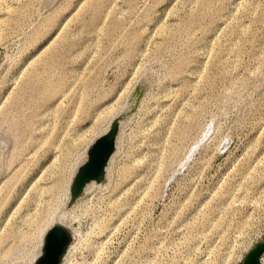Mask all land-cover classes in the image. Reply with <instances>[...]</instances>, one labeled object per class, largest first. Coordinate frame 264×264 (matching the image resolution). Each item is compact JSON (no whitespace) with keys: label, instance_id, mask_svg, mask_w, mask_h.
I'll return each instance as SVG.
<instances>
[{"label":"rangeland","instance_id":"obj_1","mask_svg":"<svg viewBox=\"0 0 264 264\" xmlns=\"http://www.w3.org/2000/svg\"><path fill=\"white\" fill-rule=\"evenodd\" d=\"M0 143V264L33 262L63 208L64 264H264V0H0Z\"/></svg>","mask_w":264,"mask_h":264},{"label":"water","instance_id":"obj_2","mask_svg":"<svg viewBox=\"0 0 264 264\" xmlns=\"http://www.w3.org/2000/svg\"><path fill=\"white\" fill-rule=\"evenodd\" d=\"M144 88V83L138 85L136 92L130 98L128 107L114 118L108 131L90 145L86 160L78 167L73 178L69 206L84 193L89 184L105 180L109 161L116 151L121 122L135 106L139 93ZM73 238V229L62 223H55L45 234L42 252L32 264H60ZM259 257L260 249L255 248L247 256L245 264H259Z\"/></svg>","mask_w":264,"mask_h":264},{"label":"bare ground","instance_id":"obj_3","mask_svg":"<svg viewBox=\"0 0 264 264\" xmlns=\"http://www.w3.org/2000/svg\"><path fill=\"white\" fill-rule=\"evenodd\" d=\"M128 107V106H127ZM126 107V108H127ZM122 113V112H121ZM118 116V115H117ZM114 120V119H113ZM123 123V121L121 122V124ZM111 125V124H110ZM110 128V127H109ZM108 131V130H107ZM106 131V132H107ZM105 132V133H106ZM103 135V134H102ZM210 138V137H209ZM4 140H6V138H4ZM211 140V139H210ZM209 140V141H210ZM8 141V140H7ZM95 141V140H94ZM93 141V142H94ZM208 141V142H209ZM0 147L2 148V147H5L4 145H3V143H0ZM90 147V146H89ZM89 149V148H88ZM116 152V151H115ZM115 152H114V154H115ZM87 153H88V150H87ZM114 154L112 155V157L114 156ZM88 155V154H87ZM111 157V158H112ZM87 158V157H86ZM86 160V159H85ZM84 160V161H85ZM111 160V159H110ZM83 161V162H84ZM82 162V163H83ZM110 162V161H109ZM81 165V164H80ZM79 165V166H80ZM108 168V167H107ZM78 170V169H77ZM0 181L3 179L2 178V174H4L3 172H4V155L3 154H0ZM76 173V172H75ZM106 174H107V171H106ZM75 176V175H74ZM74 176H73V178H74ZM73 178H72V181H73ZM93 183H97V182H92L91 184H93ZM91 184H89L88 186H87V188L91 185ZM71 185H72V182H71ZM71 185H70V187H71ZM86 188V189H87ZM70 199V198H69ZM80 199V197L78 198V200ZM69 201V200H68ZM76 216H74V213H73V210H72V208L71 209H66V208H63V209H61L56 215H55V219H56V221L54 222V223H52V225H50V227L45 231V233H44V235H43V238H42V243H41V247H40V250H39V252H38V254H37V256L34 258V260H33V262L36 260V258L40 255V253L42 252V247H43V243H44V237H45V234L47 233V231L55 224V223H62V224H64V225H66V226H68V227H70L71 229H73V231L75 230V220H76V218H75ZM63 220H72V221H63ZM77 221V220H76ZM68 249H70V246H69V248ZM69 250H67V252H66V254L64 255V258H63V260H62V262L60 263V264H64L65 263V261L68 259V257H69ZM264 259V258H263ZM261 261H262V258L261 257H259V264H261ZM33 262H31L30 264H32ZM243 264H245V261H244V263Z\"/></svg>","mask_w":264,"mask_h":264}]
</instances>
